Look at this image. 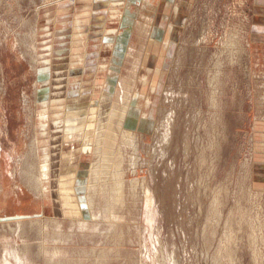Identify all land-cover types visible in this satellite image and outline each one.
Returning <instances> with one entry per match:
<instances>
[{
  "label": "rangeland",
  "instance_id": "374dc122",
  "mask_svg": "<svg viewBox=\"0 0 264 264\" xmlns=\"http://www.w3.org/2000/svg\"><path fill=\"white\" fill-rule=\"evenodd\" d=\"M149 1L157 12L143 11L134 0H0V219H50L52 236L46 243L37 226L28 239L2 234L0 260H10L6 252L23 244L29 246L27 264H48V255L65 264H264V32L257 30L264 31V0ZM128 4L131 25L144 23L149 33L141 38L136 29L124 60L120 45L128 29L118 22ZM101 18L106 31L102 42L91 33L87 76L83 68L73 75L88 89L99 78V85L110 78L119 92L130 84L141 97V119L153 124L137 127L139 142L120 151L124 164L114 174L124 187L110 208L116 231L109 237L76 233L67 243H54L55 214L22 175L38 135L39 63L52 57L48 44L57 51L68 46L64 40L77 32L79 20L94 26ZM50 20L49 35L44 29ZM172 25L181 27L169 55ZM99 41L100 53L94 51ZM85 48L79 57L85 58ZM97 59L114 70L98 76ZM61 84L69 88L67 80ZM67 93L62 87L56 95L67 99ZM96 162L78 156L77 172ZM59 165L53 163L54 170ZM110 175L103 182L114 186ZM103 187L96 214L110 206ZM61 225L65 234L72 232L70 221ZM102 226L103 232L109 228ZM44 243L49 248L42 254Z\"/></svg>",
  "mask_w": 264,
  "mask_h": 264
},
{
  "label": "bare ground",
  "instance_id": "6f19581e",
  "mask_svg": "<svg viewBox=\"0 0 264 264\" xmlns=\"http://www.w3.org/2000/svg\"><path fill=\"white\" fill-rule=\"evenodd\" d=\"M134 1L141 2L143 11L152 9L150 10L152 13L157 12V4H152L150 1L147 2V0ZM109 7L112 9V6ZM130 7V4H128L126 12L121 15L118 22L128 29L120 45V48L124 49V52H122L124 53V60L126 56L131 55L129 52L131 49V38L133 39V34L136 29H138L139 37L141 38H145L149 33L144 23L131 25L129 20ZM83 8L85 12H90V6H83ZM86 16L88 17L89 15L87 14ZM104 20L105 18L101 25L94 26L91 25L90 19L86 21L79 20L77 22L79 27L77 32L72 33L73 35L69 36L70 38L68 40H64L68 46L66 47V44H64V50L57 51L52 44H48L49 47L47 49L51 51L52 57H50V59L48 57L44 59L46 64L42 62L39 63V87L37 86L36 91L37 104L39 105L37 117L38 135L31 143V157L30 159H26L22 175L29 179L28 181L25 179V181L29 182L28 185L31 191L36 192L39 197L43 198L45 208L47 210L52 209L55 214L54 220H52V222L57 223V228L54 233L57 236L52 239L54 243H67L68 239H70L68 236H74L76 233H80L79 236L83 235L86 237L88 234L92 236L105 234L109 237L116 231L117 228L115 230L114 228L117 218L110 208L112 207V202L115 201V192L119 193L123 185L121 181L123 178L120 177L121 175L114 174L115 170L120 169L123 163L121 162L123 157H121L120 151L124 147H132V145L139 142L137 139L139 136L136 132H133L137 127L142 129L143 126L146 127L145 125H148L147 128L150 129V124H153V121L149 123L142 120L144 118L141 119L139 114L140 106L136 102V100H140L141 97L137 95V93L133 94L130 84L126 85L122 92H119L110 78H107V81L103 82V85H99V78L95 82L94 88L88 89L86 88V82L83 78L74 76L80 68H83L82 72L84 76H87L85 71L88 67H91L90 62H88V56L91 54L90 36L93 34L95 38L98 39L101 34L104 36L106 31ZM54 23V20H50L47 23V27L44 29L45 34L47 32L50 35V33L54 31ZM176 26L179 28L181 27L180 25ZM177 27L172 25L168 31V39L170 41L167 43L165 49L169 55L172 54L175 42L180 34V30ZM65 33L67 34V32ZM65 39L67 38L65 37ZM100 41L102 42V40ZM100 41L97 43L99 47L94 50L98 53L103 50ZM150 42L152 44L156 43L153 40ZM83 48L86 49L85 53L83 52V54H86L85 58L83 56L79 57ZM54 57L56 58L55 62ZM97 60L99 62L98 64L96 63V74L98 76H105L108 70H114V68L111 69L110 66L101 64L99 59ZM169 61L165 63L167 68L169 66ZM162 73L163 71L161 72L157 69L156 74L158 76L164 77L166 75L165 72ZM66 80L69 83V88L67 86L68 84H61ZM55 81L60 84L54 86L53 82ZM142 82L146 83L145 79H143ZM61 86L68 90L66 94L67 99H62V96L56 95L57 91L62 90ZM150 103L151 101L148 102V107ZM56 148L58 149L57 154L54 152ZM60 148H62L61 151ZM37 153H40V156H38ZM59 154H61V160L57 159ZM78 156H80L81 159L82 157L87 159L92 156L96 158L97 162L88 165L85 172L78 173V164H75L76 160H78ZM35 159L39 164L34 162ZM55 162H60L61 165H59L58 169L54 170L53 163ZM110 174H114L113 176L115 178L114 186L110 185L111 182L109 183L106 181L110 206H107V211L102 212L101 210L99 214H96L94 205L99 198V194L104 198L105 192L102 189V187L106 185L105 182H103V179H106L104 176ZM80 176L81 178H79ZM53 181L61 186L53 188ZM91 194L95 196L92 197ZM124 199L126 198L124 197ZM53 200L59 203L58 209L52 206ZM100 203L102 202L100 201ZM58 216H62L64 221L71 222L72 232L68 235L67 233L65 234L63 226L61 225L64 221L63 223H60V220V222H55ZM32 219L33 218L24 217L23 215L14 219H0V225L8 224V226L0 227V232H3L0 233V235L8 233L14 235L15 233L17 235L19 234V236H21L20 238L26 239L28 237V232L37 226L38 229L34 230H36L39 233V237L42 236L46 242L51 231H49L50 219H44L42 221ZM103 224L109 225V228L105 229L106 232L102 230ZM3 235L0 236V239L4 238ZM50 237H52L51 233ZM11 248L12 250L6 252L10 260L5 257V259L0 260V264L28 263V245L22 244L18 249L14 247ZM48 248L49 244H42L41 253L43 254L44 250L47 251ZM48 256V264L67 263L61 259L59 260V257L56 255H54L53 258L50 255Z\"/></svg>",
  "mask_w": 264,
  "mask_h": 264
},
{
  "label": "crops",
  "instance_id": "0c3cea01",
  "mask_svg": "<svg viewBox=\"0 0 264 264\" xmlns=\"http://www.w3.org/2000/svg\"><path fill=\"white\" fill-rule=\"evenodd\" d=\"M257 30L260 32V31H262V32H264L263 30H259L258 28H257Z\"/></svg>",
  "mask_w": 264,
  "mask_h": 264
}]
</instances>
